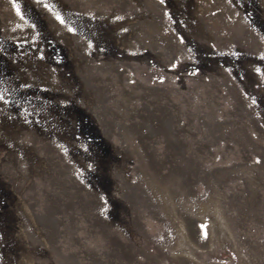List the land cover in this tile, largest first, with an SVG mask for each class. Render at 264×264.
Instances as JSON below:
<instances>
[{
    "label": "rangeland",
    "instance_id": "rangeland-1",
    "mask_svg": "<svg viewBox=\"0 0 264 264\" xmlns=\"http://www.w3.org/2000/svg\"><path fill=\"white\" fill-rule=\"evenodd\" d=\"M0 97V264H264V0H0Z\"/></svg>",
    "mask_w": 264,
    "mask_h": 264
},
{
    "label": "snow or ice",
    "instance_id": "snow-or-ice-1",
    "mask_svg": "<svg viewBox=\"0 0 264 264\" xmlns=\"http://www.w3.org/2000/svg\"><path fill=\"white\" fill-rule=\"evenodd\" d=\"M57 19L61 20V23H63V20L59 16H57ZM0 99H2V97H0Z\"/></svg>",
    "mask_w": 264,
    "mask_h": 264
}]
</instances>
